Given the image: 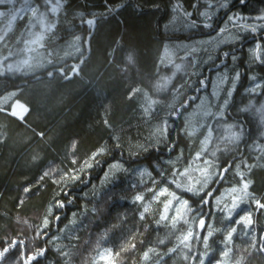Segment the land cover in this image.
<instances>
[{"label":"trees","instance_id":"16d2710c","mask_svg":"<svg viewBox=\"0 0 264 264\" xmlns=\"http://www.w3.org/2000/svg\"><path fill=\"white\" fill-rule=\"evenodd\" d=\"M0 14L1 251L14 217L42 211L21 264H264V0H2ZM229 27L208 58L162 61Z\"/></svg>","mask_w":264,"mask_h":264},{"label":"rangeland","instance_id":"374dc122","mask_svg":"<svg viewBox=\"0 0 264 264\" xmlns=\"http://www.w3.org/2000/svg\"><path fill=\"white\" fill-rule=\"evenodd\" d=\"M24 5L25 6L16 5L18 6L16 8L15 6L13 7L9 5V7L7 8L5 19L7 22L11 23L10 24L11 26L14 25L17 17H21L25 13L27 8L28 9L31 8L30 2H26V4ZM1 16L2 15L0 14V17ZM180 19L183 20V25L181 26L185 30L190 29L191 28L190 25L197 24L191 21L187 22L184 17ZM209 19L210 18H207V20ZM204 26L209 27L210 25L205 23ZM231 29L232 27H229L228 29L222 28L218 30L217 33L213 36L198 39L193 42L191 41L185 43H178L174 45L171 50L168 49L163 52L162 55L164 57H162L163 58L162 61H165L167 63L173 62L176 59L177 55L179 54L186 56L197 54L198 61L208 58L205 55L206 52L216 51L218 48H220L221 46L226 44L230 39L233 38L232 34L229 31ZM37 39H38V35L36 33L33 34L32 39L28 41L29 45L35 43ZM80 40L81 38L78 37L69 41L65 49V52H63L62 54L63 59L69 57H76L78 53L82 52V45L80 43ZM214 90L216 93V88ZM219 102L220 101L218 100L217 103L219 104ZM202 110L203 109L201 107H197V110L191 114V118L193 119L195 117L194 118L195 121L198 120L200 116L201 118H203L207 112L204 110L203 112ZM10 113L17 119L21 120L24 117L26 110L22 104H20L19 102H15L11 106ZM198 113L199 116L197 117ZM188 120L190 121V117H188ZM45 227H46V220H45L44 212L42 211L33 213L26 217L25 216L14 217L11 225L9 227H6L5 234L3 235V238L5 239L6 243H8V245L5 246L6 250L1 251L0 249V264H21V257L23 253H25L26 255L33 253L36 240Z\"/></svg>","mask_w":264,"mask_h":264}]
</instances>
